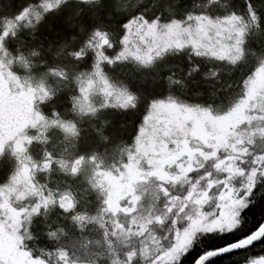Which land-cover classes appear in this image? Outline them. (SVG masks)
<instances>
[{
	"label": "trees",
	"instance_id": "trees-1",
	"mask_svg": "<svg viewBox=\"0 0 264 264\" xmlns=\"http://www.w3.org/2000/svg\"><path fill=\"white\" fill-rule=\"evenodd\" d=\"M199 20L231 22L237 33L230 54L191 44L147 61L124 53L137 21L189 27ZM263 64L264 0H0V67L34 91L40 117L25 128L20 150L7 143L0 152V192L22 212L23 249L44 264H161L159 256L186 225L187 213L177 202L195 188L204 190L202 205L209 211L227 175L212 160L199 159L183 176L139 183L136 214L143 226L129 234L119 227H127L122 214L108 209L103 178L124 173L138 158L155 106L226 115L247 97ZM243 133L236 152L221 154L237 160L244 172L230 181L241 201L235 225L197 233L166 264H193L263 222L264 116ZM24 169L29 190L9 195ZM252 261L264 263V239L209 264Z\"/></svg>",
	"mask_w": 264,
	"mask_h": 264
},
{
	"label": "rangeland",
	"instance_id": "rangeland-1",
	"mask_svg": "<svg viewBox=\"0 0 264 264\" xmlns=\"http://www.w3.org/2000/svg\"><path fill=\"white\" fill-rule=\"evenodd\" d=\"M137 21L130 27L125 40V55L140 60H151L171 47L191 44L195 48L228 55L232 51L229 41L236 30L230 21L213 24L205 20L194 26L178 24L161 27L156 23ZM88 90L90 86L87 87ZM36 94L24 86L13 74L0 67V152L7 143L20 150L25 143L24 130L35 126L40 117L34 110ZM264 116V64L251 81L247 97L232 112L214 116L205 111L188 109L174 104L155 106L142 132L139 156L126 171L119 175H105L107 206L116 217L122 214L127 227L123 233H139L143 224L137 217L139 195L137 186L151 179L166 181L179 173L185 175L199 159L212 160L217 171H223L225 183L215 194L213 206L204 211L206 195L196 188L178 201L186 225L176 231L171 249L159 256L161 264L174 260L182 253L193 237L202 231L232 228L237 219L240 199L230 181L242 177L244 172L233 158H224V152H236L242 145L243 128L250 121ZM29 190L28 170L24 169L9 189V195H23ZM5 192H0V264H44L33 259L21 246L19 222L22 212L13 209ZM208 202V201H207ZM211 201H209L210 203ZM143 220V219H142ZM163 260V261H162ZM249 264H264L252 261Z\"/></svg>",
	"mask_w": 264,
	"mask_h": 264
},
{
	"label": "water",
	"instance_id": "water-1",
	"mask_svg": "<svg viewBox=\"0 0 264 264\" xmlns=\"http://www.w3.org/2000/svg\"><path fill=\"white\" fill-rule=\"evenodd\" d=\"M104 43L106 41L104 40ZM264 239V220L261 225L255 229L251 234L248 236L236 241L232 244H229L225 247H222L217 250L208 251L201 256H199L193 264H209L212 261H215L219 258L241 252L243 250H247L258 243H260Z\"/></svg>",
	"mask_w": 264,
	"mask_h": 264
}]
</instances>
